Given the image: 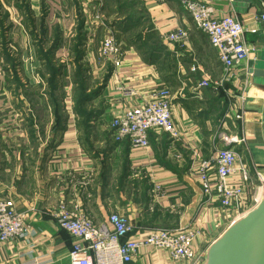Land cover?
I'll return each mask as SVG.
<instances>
[{"label": "crops", "instance_id": "crops-1", "mask_svg": "<svg viewBox=\"0 0 264 264\" xmlns=\"http://www.w3.org/2000/svg\"><path fill=\"white\" fill-rule=\"evenodd\" d=\"M198 1L213 7L217 16L234 15L253 49L226 86L235 93L233 100L225 91L198 87L205 76L221 77V63L178 0H29L31 17L37 13L35 8L45 12L44 38L28 41L29 51L21 60L6 50L7 60L0 58L4 74L0 73L4 76L0 98L10 95L9 103L0 100V199L11 201L24 216L31 236L0 242V264H71L74 241L53 215L61 200L71 210L80 208L96 224L108 223L113 213L123 215L138 230L139 238L152 229L195 228L200 234L195 250L201 255L230 226L231 216L218 203L206 202L196 170L213 155L218 133L227 124L230 132L245 140L237 152L264 175V76L254 75L264 59L260 21L264 0ZM72 6L74 12H67ZM16 7L24 8L18 2ZM80 23L85 41L76 48ZM178 28L189 33L185 47L164 39ZM110 32L121 46L118 66L101 56ZM74 37L70 44L67 39ZM76 52L82 53L80 60ZM53 66L59 69L55 105L48 86ZM246 77L249 85L243 90L241 82ZM7 78V83L15 84L9 94L1 88ZM159 87L173 95L179 139L150 132L149 149L115 142L111 122L131 101L122 99L121 89H132L143 97ZM243 91V119L233 127L226 114L233 101L241 102ZM81 99L87 100L91 118L78 113ZM4 111L9 112L8 119L2 118ZM155 185L164 192L157 200L152 192ZM131 264L171 263L167 252L142 247Z\"/></svg>", "mask_w": 264, "mask_h": 264}, {"label": "built area", "instance_id": "built-area-1", "mask_svg": "<svg viewBox=\"0 0 264 264\" xmlns=\"http://www.w3.org/2000/svg\"><path fill=\"white\" fill-rule=\"evenodd\" d=\"M178 1L194 25L208 38L221 63V77L213 80L205 76L198 87L210 88L215 92L225 91L227 98L233 100L235 93L226 90V86L232 81L235 70L253 54V49L244 39L243 24L234 15L217 16L213 7L198 0ZM96 20H100V17L97 16ZM260 21L264 25V14ZM252 33H256V30ZM189 37L188 31L178 28L164 39L171 44L185 47ZM86 45L89 47V41ZM101 56L110 60L114 66L120 64L121 46L113 32L104 39ZM248 77L241 82L243 90L249 85ZM120 93L122 99L131 101L111 122L115 142L127 141L133 149H149L150 132L164 133L173 141L179 139L180 132L173 117V95L170 89L154 88L143 97L132 89H121ZM244 94L243 91L241 102L231 103L226 114L233 127L236 121L243 119V108L240 104L246 99ZM142 99L143 102L138 103ZM218 139L219 145L213 155L201 161L196 172L206 202L218 203L223 212L231 216L232 224L261 201L264 194V175L237 152V148L245 140L230 132L227 124L219 132ZM152 192L155 200L164 193L158 185L154 186ZM53 215L59 228L74 241L69 253L71 264H131L138 249L142 247L167 252L171 264H201L203 261L204 255L195 250V242L200 235L195 228L152 229L145 237L139 238L138 230L127 217L113 213L109 216L108 223L96 224L80 208L71 210L66 200L59 202ZM30 236L31 229L24 216L16 212L11 201L0 199V242L7 244L27 240Z\"/></svg>", "mask_w": 264, "mask_h": 264}, {"label": "water", "instance_id": "water-1", "mask_svg": "<svg viewBox=\"0 0 264 264\" xmlns=\"http://www.w3.org/2000/svg\"><path fill=\"white\" fill-rule=\"evenodd\" d=\"M260 63L255 76H264V59ZM201 264H264V194L207 248Z\"/></svg>", "mask_w": 264, "mask_h": 264}, {"label": "rangeland", "instance_id": "rangeland-1", "mask_svg": "<svg viewBox=\"0 0 264 264\" xmlns=\"http://www.w3.org/2000/svg\"><path fill=\"white\" fill-rule=\"evenodd\" d=\"M17 2L19 6H22V5L24 6L25 4L26 6H30L29 0H0V58H2L3 60H7L6 56H4V53H3L4 50H6L8 54H11V56L13 55V56L18 57L19 60H21L22 58H25V55L29 51V47H27L28 46L27 42L30 40L36 42L37 40H40V39L43 40L44 38L41 36L42 35V25H43L41 20L44 17L43 16V14L45 13L44 10L41 9V12H40L38 11L37 8H35L37 13L36 14L33 13L31 17V15H29V13L26 12V8L24 9L22 7V9L20 10L18 9V7H16ZM67 4H69L70 6L71 3H67ZM69 10H71L73 13L74 12L73 6L72 8L70 7V9L68 8L67 12H69ZM62 12L65 13L66 11L63 9ZM101 12L102 11L99 8L98 15H102ZM49 22H52V19L48 20V22L46 21V24H49ZM39 28H41V31ZM2 34H4L5 37H2ZM74 35L76 36V33ZM68 40L70 41V44H71L75 40V37L74 39H71V40L70 38H68L67 41ZM7 65L8 64L6 62L5 68H8ZM22 65H23V62L19 64L20 73L22 72L23 67H24V65L23 66ZM0 73L3 74V72H0ZM3 77H1L0 75V78H1L0 80H3ZM9 80L10 78H7L5 83L1 87V88H5L8 94L10 92L11 85L15 86L14 83L11 84V81L7 83V81ZM38 80L40 82V79ZM45 86H46V83H45ZM22 89L23 88L20 89L21 92H22ZM90 99L91 98H89V100ZM0 100H2V104L9 103L10 95H7V97L6 96L1 97ZM78 112H81V114L85 117L88 114L89 109L88 107L83 105L79 107ZM8 115H9V112L4 111L2 113V118L8 119Z\"/></svg>", "mask_w": 264, "mask_h": 264}, {"label": "trees", "instance_id": "trees-1", "mask_svg": "<svg viewBox=\"0 0 264 264\" xmlns=\"http://www.w3.org/2000/svg\"><path fill=\"white\" fill-rule=\"evenodd\" d=\"M24 8H26V12L30 13V9H29V6H26V4L24 5ZM2 37H5L4 34H2ZM76 40H77V45H76V48H79L80 46L82 47L83 45V42L85 41V36H84V33H83V26H82V23H80L79 25V28L77 29V37H76ZM56 43V42H55ZM57 47V45H54L53 49L48 53V55L51 57L53 55V53L55 52V48ZM81 55L82 53L80 52H76V57H77V60H80L81 59ZM50 59V58H49ZM58 73H59V69H55L54 66L51 68V76L49 78V81H48V86L51 90V95L49 96L50 97V101L52 104H57L58 103V100L57 98L55 97V91H56V82H57V77H58ZM9 74V73H8ZM83 99H81L78 103L79 107L85 105L86 101H82ZM81 114V112H78ZM82 115V114H81ZM85 118H91V114H87L85 116Z\"/></svg>", "mask_w": 264, "mask_h": 264}]
</instances>
